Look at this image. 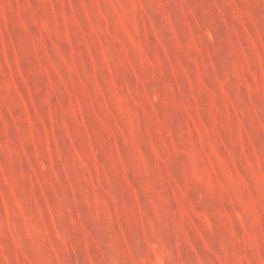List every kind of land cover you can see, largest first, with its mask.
I'll return each mask as SVG.
<instances>
[{"label": "rangeland", "instance_id": "374dc122", "mask_svg": "<svg viewBox=\"0 0 264 264\" xmlns=\"http://www.w3.org/2000/svg\"><path fill=\"white\" fill-rule=\"evenodd\" d=\"M0 264H264V0H0Z\"/></svg>", "mask_w": 264, "mask_h": 264}]
</instances>
